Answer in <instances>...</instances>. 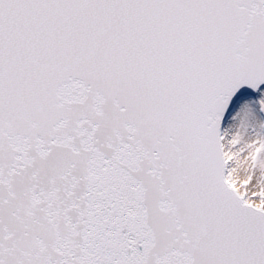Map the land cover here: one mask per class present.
I'll return each instance as SVG.
<instances>
[{
	"label": "snow or ice",
	"instance_id": "1",
	"mask_svg": "<svg viewBox=\"0 0 264 264\" xmlns=\"http://www.w3.org/2000/svg\"><path fill=\"white\" fill-rule=\"evenodd\" d=\"M0 264H264V0H0Z\"/></svg>",
	"mask_w": 264,
	"mask_h": 264
}]
</instances>
